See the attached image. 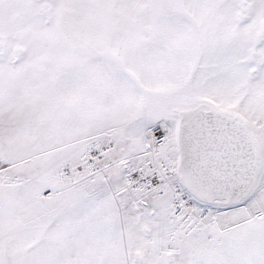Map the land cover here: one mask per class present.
I'll use <instances>...</instances> for the list:
<instances>
[{
	"label": "snow or ice",
	"instance_id": "obj_1",
	"mask_svg": "<svg viewBox=\"0 0 264 264\" xmlns=\"http://www.w3.org/2000/svg\"><path fill=\"white\" fill-rule=\"evenodd\" d=\"M0 264H264V0H0Z\"/></svg>",
	"mask_w": 264,
	"mask_h": 264
}]
</instances>
